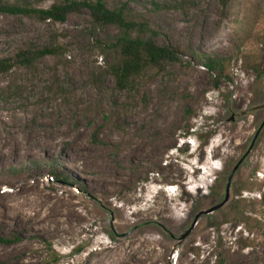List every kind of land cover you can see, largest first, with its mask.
Wrapping results in <instances>:
<instances>
[{"label":"rangeland","instance_id":"rangeland-1","mask_svg":"<svg viewBox=\"0 0 264 264\" xmlns=\"http://www.w3.org/2000/svg\"><path fill=\"white\" fill-rule=\"evenodd\" d=\"M103 1L181 62L121 91L116 28L95 27L88 11L65 23L0 13V60L59 49L0 74V196L43 222L1 223L0 264H264V0ZM193 52L224 57L225 70ZM238 165L229 202L196 221ZM61 199L77 214L54 210Z\"/></svg>","mask_w":264,"mask_h":264},{"label":"trees","instance_id":"trees-1","mask_svg":"<svg viewBox=\"0 0 264 264\" xmlns=\"http://www.w3.org/2000/svg\"><path fill=\"white\" fill-rule=\"evenodd\" d=\"M88 11L95 27H113L118 30L109 47L116 55L110 66L116 87L123 90L133 88L135 82L148 70L159 72L170 63L181 62L182 55L168 45H159L158 34L146 23L132 20L125 6L110 8L103 0H62L49 8H38L27 0H0V13L11 16L35 17L43 22L65 23L70 14ZM54 47H30L20 50L14 58L0 60V74L10 73L21 66L32 68L39 61L58 54ZM203 67L211 72H222L226 60L222 56H200Z\"/></svg>","mask_w":264,"mask_h":264},{"label":"bare ground","instance_id":"bare-ground-1","mask_svg":"<svg viewBox=\"0 0 264 264\" xmlns=\"http://www.w3.org/2000/svg\"><path fill=\"white\" fill-rule=\"evenodd\" d=\"M109 185V183H108ZM105 188H103V193H105L106 195H108L110 193L109 188L106 187L105 185H102ZM111 187V186H110ZM102 188V187H101ZM94 194V193H93ZM112 194V193H111ZM63 207L64 213L67 214L68 216L71 215H76V207L74 205V202L72 199H61L57 202L56 207ZM56 215L61 214V211L56 210L54 212ZM174 221H180L173 219ZM126 222V221H125ZM1 223H13L15 225H20V226H25L27 227L29 230H36V231H40V227H42L43 222L42 221H33V223H28L27 219L20 214L18 211H16L14 208L8 206L4 200V198L2 196H0V224ZM129 223V222H127ZM125 225V224H124ZM41 235H43V233H41ZM144 239V238H143ZM152 241V240H151ZM154 241V240H153ZM148 247L150 248L149 251L151 253H155V249L153 246H155V244L153 242H150L149 240L145 239L144 241ZM144 243V244H145ZM157 244V243H156ZM2 255L1 251H0V256Z\"/></svg>","mask_w":264,"mask_h":264},{"label":"water","instance_id":"water-1","mask_svg":"<svg viewBox=\"0 0 264 264\" xmlns=\"http://www.w3.org/2000/svg\"><path fill=\"white\" fill-rule=\"evenodd\" d=\"M239 169V165L234 169V171L231 172V174L228 177V182H227V187H226V195L224 200L219 203L218 205L214 206L213 208L202 212L197 218L196 221H198V219L204 215H209L212 214L216 211H219L220 209H222L230 200L231 198V187H232V183L234 180V177L237 173V170ZM196 223V222H195ZM194 226L191 227V229H189L186 233H184L181 237H180V243H183L188 237H190L192 231H193Z\"/></svg>","mask_w":264,"mask_h":264},{"label":"clouds","instance_id":"clouds-1","mask_svg":"<svg viewBox=\"0 0 264 264\" xmlns=\"http://www.w3.org/2000/svg\"><path fill=\"white\" fill-rule=\"evenodd\" d=\"M191 136H189V138H190ZM190 141H192L191 139H189L188 140V142L190 143ZM169 190L171 189L170 187H167Z\"/></svg>","mask_w":264,"mask_h":264}]
</instances>
